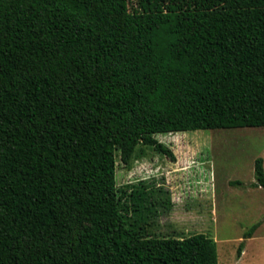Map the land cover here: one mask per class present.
<instances>
[{
    "label": "trees",
    "instance_id": "obj_1",
    "mask_svg": "<svg viewBox=\"0 0 264 264\" xmlns=\"http://www.w3.org/2000/svg\"><path fill=\"white\" fill-rule=\"evenodd\" d=\"M260 126L264 0H0V264H218L205 233L137 234L155 206L117 162Z\"/></svg>",
    "mask_w": 264,
    "mask_h": 264
},
{
    "label": "rangeland",
    "instance_id": "obj_2",
    "mask_svg": "<svg viewBox=\"0 0 264 264\" xmlns=\"http://www.w3.org/2000/svg\"><path fill=\"white\" fill-rule=\"evenodd\" d=\"M156 137L175 158L149 151L130 165L117 162L118 191L129 193L145 184L155 206L137 234L205 233L217 242L218 264H264V189L254 185L256 160L264 158V126ZM126 203L120 204L123 214ZM124 219L131 224L130 217ZM255 225L252 237H247Z\"/></svg>",
    "mask_w": 264,
    "mask_h": 264
}]
</instances>
